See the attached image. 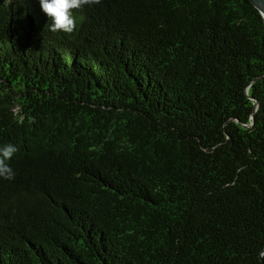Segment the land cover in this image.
Returning a JSON list of instances; mask_svg holds the SVG:
<instances>
[{
    "label": "trees",
    "instance_id": "16d2710c",
    "mask_svg": "<svg viewBox=\"0 0 264 264\" xmlns=\"http://www.w3.org/2000/svg\"><path fill=\"white\" fill-rule=\"evenodd\" d=\"M51 32L0 0V264H264V17L102 0Z\"/></svg>",
    "mask_w": 264,
    "mask_h": 264
},
{
    "label": "clouds",
    "instance_id": "9594fccd",
    "mask_svg": "<svg viewBox=\"0 0 264 264\" xmlns=\"http://www.w3.org/2000/svg\"><path fill=\"white\" fill-rule=\"evenodd\" d=\"M102 0H39L41 10L50 18L51 23L46 25L51 32H64L71 34L77 28V20L74 10L83 8L86 5H98ZM18 148L6 143L0 145V178L14 180L16 173L8 163Z\"/></svg>",
    "mask_w": 264,
    "mask_h": 264
},
{
    "label": "water",
    "instance_id": "95a60500",
    "mask_svg": "<svg viewBox=\"0 0 264 264\" xmlns=\"http://www.w3.org/2000/svg\"><path fill=\"white\" fill-rule=\"evenodd\" d=\"M250 1L264 17V0H250Z\"/></svg>",
    "mask_w": 264,
    "mask_h": 264
}]
</instances>
